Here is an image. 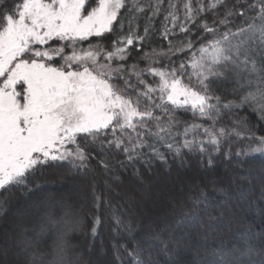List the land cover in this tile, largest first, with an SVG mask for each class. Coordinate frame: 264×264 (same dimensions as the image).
Here are the masks:
<instances>
[{
	"label": "snow or ice",
	"instance_id": "snow-or-ice-1",
	"mask_svg": "<svg viewBox=\"0 0 264 264\" xmlns=\"http://www.w3.org/2000/svg\"><path fill=\"white\" fill-rule=\"evenodd\" d=\"M161 4L162 0L154 5L141 0H15L10 10L0 12V190L38 189L30 180L38 169L66 168L71 180L83 182L89 175L91 152H122L129 163L151 155L166 163L167 154L183 162L187 150L202 158L207 155L211 166L212 152L221 151L225 137H235L247 141L235 157L264 159V136L249 128L246 118L231 128L217 127L227 112L249 106L264 121V0H234L231 5L227 0H185L182 20L179 6L169 0L162 37L175 36L177 27L180 35H201L180 41V46L169 40L167 51L145 52L140 57L146 62L143 68L138 62L128 64L133 47L143 50ZM149 6V24L139 35L134 23ZM126 24L127 34H117L111 48L101 43L106 34L123 33ZM230 25H236L235 30ZM221 27L226 31L221 33ZM90 38L97 43H90ZM157 56L168 57V62ZM176 56L186 58L177 66ZM217 82L232 84L231 95L238 99L225 100L217 94L213 87ZM177 112L190 113L194 119L181 121ZM100 163L109 167L104 160ZM243 179L250 182L251 175ZM92 191L95 196V185ZM240 195L249 211L264 216L256 199ZM259 199L264 201V187ZM6 200L0 201V208ZM188 202L193 207L181 213L171 230L133 234L131 225L117 217V225L133 242L130 250L113 246L127 253V260L118 257L121 264H174L182 251L191 252L192 264H264V248L255 243L264 239V229L258 232L246 218L235 228L228 224L232 248L221 241L210 255H203L201 249L225 223V213L203 219L207 210L219 206L203 188ZM100 204L101 197L95 196L96 208ZM63 209L57 218L38 208L41 219L34 238L22 230L17 246L27 264H80L72 237L84 232V223L73 214L71 204L65 203ZM99 223L97 217L85 238L98 235ZM191 229L197 230L198 242H193ZM48 236L51 244L41 251Z\"/></svg>",
	"mask_w": 264,
	"mask_h": 264
},
{
	"label": "trees",
	"instance_id": "trees-1",
	"mask_svg": "<svg viewBox=\"0 0 264 264\" xmlns=\"http://www.w3.org/2000/svg\"><path fill=\"white\" fill-rule=\"evenodd\" d=\"M14 2L15 0H0V12L10 10ZM141 2L145 5H154L156 0H141ZM173 2L179 6L178 15L182 20V5L185 0H173ZM227 2L231 5L234 0H227ZM168 3L169 0H162L160 12L150 22V31L144 41L143 50L133 47L127 61L128 64L138 62L139 67L143 68L146 66V62L140 57L145 52L151 53L152 49H156L157 52L167 51L169 40L173 45L180 46V41L189 38L196 40L201 35V32H196L195 35L186 37L179 34L177 27L175 36H170L167 40L164 39L161 33L164 17L170 10ZM151 11L150 6L146 7V10L139 14L135 21L134 27L139 35H144L145 26L149 24L147 17ZM223 11V8L219 9L221 16ZM253 14L249 13V15ZM206 19L211 24L213 17L209 14ZM236 23L238 24L239 21ZM235 26L230 25L233 30H235ZM168 27H172L171 20L168 21ZM224 31L226 29L221 27L220 32ZM127 32L126 24L123 33L106 34L101 43L105 47L111 48L116 35H126ZM89 42L95 44L97 40L90 38ZM50 46L57 45L50 44ZM82 46L87 48L88 44L85 43ZM185 58L174 57L177 66L180 60ZM155 59L163 63L168 62L166 56H157ZM56 63L59 64L60 60H56ZM145 79L152 82L151 77H145ZM213 87L215 92L223 96L225 100L238 99L231 95L233 85L230 83L217 82ZM249 108L250 106L245 107L242 111L227 112L217 127L227 125L231 128L235 121L246 118L248 127L258 136H264V121L258 120L260 113L253 114ZM176 117L181 121L188 122L194 119L190 113L184 112H177ZM81 143L83 144L84 141L82 140ZM246 143V140L236 141L235 137L231 139L225 137L221 143V151L212 152L213 164L211 166L207 164V155L202 158L198 154H188L187 150H184L183 162L180 159H174L171 154H167L166 163L151 157V155L142 156L129 163L122 152L112 150L106 155H97L89 149L92 159L89 164V175L83 178V182L79 178L71 180V174L67 172L66 168L38 169L36 174L30 177L32 184L39 185L38 189L27 193L16 187L0 190V201L7 198L3 207L0 208V264H27L25 254L17 246L22 230L26 228L28 230L26 235L34 238L41 219L39 212L47 210L58 218L63 213L65 203L71 204L73 214L81 217L84 223V232L72 237V243L75 245L74 251L80 264H121V259L118 257L127 260V253L123 249L117 252L113 246L123 245L130 250L133 242L123 227L117 225V217L122 219L125 224L131 225L133 234L143 235L154 230H171L175 228L176 220L181 213L193 207V204L188 202V198L198 196L201 188L208 190L219 205L207 210L203 219L206 221L209 214L217 216L220 212H224L226 217L225 223L218 230L215 238L210 239L208 246L201 249L202 254L210 255L221 241L228 248H232L234 240L229 230V222H231L232 228H235L242 218H246L258 232L264 229V216L255 210L249 211L241 200L240 194L244 193L249 199H256V204L264 208V201L259 199L261 188L264 187V159L237 158L234 155ZM160 151L165 152V149L161 148ZM209 151L211 152L212 149ZM143 152L148 154L149 150L145 148ZM225 153H231V155L226 157ZM100 160L106 161L109 167L105 169ZM121 161H125V163L121 164ZM249 174L251 175L250 182L243 179ZM223 182L230 184L231 187ZM93 185H95V196L101 197L99 208L95 206ZM214 185L216 190H214ZM97 217L100 221L96 225L98 235L85 238V232L93 227ZM196 231V229L189 230L194 243L198 242ZM44 239L45 248L41 251L50 246L52 237L48 236ZM255 243L257 248H264V239L258 238ZM90 244L92 248L89 247ZM237 246L241 249L244 247L242 242H238ZM5 253H7L6 256ZM192 261L191 252L182 251L177 255L174 264H192Z\"/></svg>",
	"mask_w": 264,
	"mask_h": 264
},
{
	"label": "rangeland",
	"instance_id": "rangeland-1",
	"mask_svg": "<svg viewBox=\"0 0 264 264\" xmlns=\"http://www.w3.org/2000/svg\"><path fill=\"white\" fill-rule=\"evenodd\" d=\"M244 171H245V170H244ZM244 173H245V172H244ZM228 177L230 178V176H228ZM229 178H228V181L231 183V181H230ZM231 180H232V179H231ZM223 184L228 185L227 183H224V182H223ZM228 186H230V184H229ZM231 186H232V183H231ZM231 186H230V187H231ZM149 187H150V186H149ZM226 187H227V186H226ZM0 250H1V249H0Z\"/></svg>",
	"mask_w": 264,
	"mask_h": 264
}]
</instances>
